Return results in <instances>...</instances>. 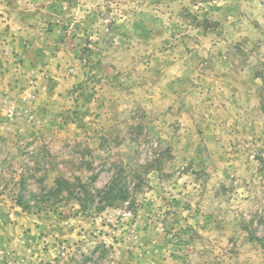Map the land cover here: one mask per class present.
<instances>
[{
  "label": "rangeland",
  "instance_id": "1",
  "mask_svg": "<svg viewBox=\"0 0 264 264\" xmlns=\"http://www.w3.org/2000/svg\"><path fill=\"white\" fill-rule=\"evenodd\" d=\"M0 145L48 151L47 185L141 183L102 211L0 194V264H264V0H0Z\"/></svg>",
  "mask_w": 264,
  "mask_h": 264
},
{
  "label": "trees",
  "instance_id": "2",
  "mask_svg": "<svg viewBox=\"0 0 264 264\" xmlns=\"http://www.w3.org/2000/svg\"><path fill=\"white\" fill-rule=\"evenodd\" d=\"M1 146V145H0ZM48 151L39 154L40 159L30 162H18L14 166L8 164L0 169V194H6L14 205L22 211L37 213L41 211H57L70 200L79 207V210L102 211L106 207L133 204L135 194L141 187L140 177L124 181L118 173L103 190L91 189L81 179H70L61 174L54 177L47 185L43 182L44 174L36 176L40 170H49L52 161ZM10 163V161H6ZM39 183L36 190H30V181Z\"/></svg>",
  "mask_w": 264,
  "mask_h": 264
}]
</instances>
